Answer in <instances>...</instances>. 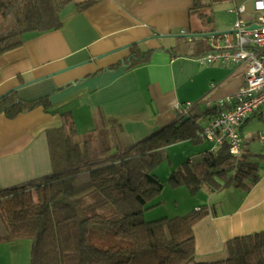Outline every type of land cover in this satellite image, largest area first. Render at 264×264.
Here are the masks:
<instances>
[{
  "label": "crops",
  "instance_id": "1",
  "mask_svg": "<svg viewBox=\"0 0 264 264\" xmlns=\"http://www.w3.org/2000/svg\"><path fill=\"white\" fill-rule=\"evenodd\" d=\"M82 1L63 8L58 29L25 32L20 45L0 52V97L13 90L26 100L48 96L54 111L37 106L14 118L0 114V189L53 171L48 138L61 128L62 112L87 134L102 116L128 147L175 122L179 104L192 103L205 124L216 103L243 84V67L207 66L190 54L207 47L210 32L230 28L231 8L246 5L251 16L253 0H97L79 10ZM223 8L232 20L222 26ZM145 53L147 61L129 65ZM263 182L241 193L236 206L224 199L221 213L195 224L198 261L224 258L228 239L264 227L257 221Z\"/></svg>",
  "mask_w": 264,
  "mask_h": 264
},
{
  "label": "trees",
  "instance_id": "2",
  "mask_svg": "<svg viewBox=\"0 0 264 264\" xmlns=\"http://www.w3.org/2000/svg\"><path fill=\"white\" fill-rule=\"evenodd\" d=\"M71 0H0V52L22 43L29 31H49L62 25L61 11ZM97 0L79 2V10ZM199 50V49H198ZM190 54L195 58L209 47ZM149 54L129 59L147 61ZM43 106L54 112L48 96L21 98L16 90L0 97V114L14 118ZM61 128L49 134L53 171L38 180L0 189V243L30 239V264H264V230L236 235L224 243L225 257L198 261L195 224L210 210L197 207L182 216L147 221L144 212L165 187L153 170L172 144L201 140L202 120L193 112L125 147L115 129L98 128L79 141L69 111L61 113ZM262 178L250 156L234 157L225 142L216 152H204L173 170L167 182L195 194L237 188L248 193ZM99 192L96 203L81 199Z\"/></svg>",
  "mask_w": 264,
  "mask_h": 264
},
{
  "label": "built area",
  "instance_id": "3",
  "mask_svg": "<svg viewBox=\"0 0 264 264\" xmlns=\"http://www.w3.org/2000/svg\"><path fill=\"white\" fill-rule=\"evenodd\" d=\"M229 12L236 15L230 28L210 32L205 38L209 50L197 59L204 65L243 67V84L216 103L214 115L202 124L200 134L211 143L212 152L226 142L230 153L239 158L245 151V121L257 115L264 122V0L252 1L251 16H247L246 5L235 6ZM193 106L190 102L177 105L178 117H189ZM259 139L264 151V133Z\"/></svg>",
  "mask_w": 264,
  "mask_h": 264
},
{
  "label": "rangeland",
  "instance_id": "4",
  "mask_svg": "<svg viewBox=\"0 0 264 264\" xmlns=\"http://www.w3.org/2000/svg\"><path fill=\"white\" fill-rule=\"evenodd\" d=\"M219 17V24L222 26L228 24L232 20V16L228 13L227 8L222 9V14ZM262 133H264V122L258 116H255L243 128L242 138L243 150H245L244 155L248 154L251 160L258 163L262 178L264 179V151L259 139V135ZM86 134L87 133L84 132L79 133L78 139L82 144L87 138ZM210 147L211 143L201 138V140L197 142L183 141L172 144L166 148L165 158L153 170L154 174L165 182V187L161 194L149 203L150 208L144 212L145 220L151 221L163 217L182 216L189 213L194 208L202 206H207L210 212L214 214L215 211L221 213L226 206L222 204L224 199L226 202H234L235 206L238 204L242 197L241 193L243 192L237 188H224L213 193L208 188L203 187L195 194H192L186 186L174 188L167 182L173 170L177 169L188 159L195 162L198 161L202 154L208 151ZM233 191H235V194ZM102 197L103 196L99 192L91 194L81 199V206L96 203L101 200ZM232 203L231 206L233 205ZM257 221H264L262 209L258 212ZM262 230H264V227H261L258 231ZM251 232L255 231H248L246 234ZM31 244L32 241L30 239L0 243V264H30ZM219 259L220 257H214V260Z\"/></svg>",
  "mask_w": 264,
  "mask_h": 264
},
{
  "label": "water",
  "instance_id": "5",
  "mask_svg": "<svg viewBox=\"0 0 264 264\" xmlns=\"http://www.w3.org/2000/svg\"><path fill=\"white\" fill-rule=\"evenodd\" d=\"M189 119V117H184L183 119H182V122H184V121H186V120H188Z\"/></svg>",
  "mask_w": 264,
  "mask_h": 264
}]
</instances>
